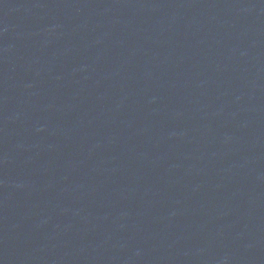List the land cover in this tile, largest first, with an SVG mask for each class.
Instances as JSON below:
<instances>
[{
  "label": "water",
  "instance_id": "water-1",
  "mask_svg": "<svg viewBox=\"0 0 264 264\" xmlns=\"http://www.w3.org/2000/svg\"><path fill=\"white\" fill-rule=\"evenodd\" d=\"M0 264H264V0H0Z\"/></svg>",
  "mask_w": 264,
  "mask_h": 264
}]
</instances>
